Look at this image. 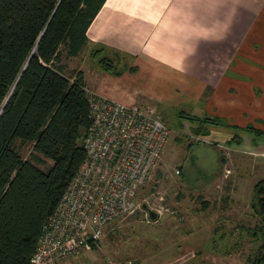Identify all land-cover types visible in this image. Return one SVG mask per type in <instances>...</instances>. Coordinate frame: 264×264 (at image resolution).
Masks as SVG:
<instances>
[{"label":"trees","instance_id":"1","mask_svg":"<svg viewBox=\"0 0 264 264\" xmlns=\"http://www.w3.org/2000/svg\"><path fill=\"white\" fill-rule=\"evenodd\" d=\"M104 2L0 0V264H28L44 224L85 160L83 140L91 123L86 87L81 72L66 75L61 50L68 58L80 54ZM102 51L91 54L99 67L121 75L119 62L100 56ZM178 117L195 125L190 131L196 137H209L214 127L232 130L227 144L241 143L240 133L253 143L264 139V130L251 124L182 112ZM16 142L31 145L29 160L21 157ZM44 159L52 163L46 170L39 167ZM252 191L251 210L258 221L245 232L258 246L247 262L264 264V178Z\"/></svg>","mask_w":264,"mask_h":264},{"label":"rangeland","instance_id":"2","mask_svg":"<svg viewBox=\"0 0 264 264\" xmlns=\"http://www.w3.org/2000/svg\"><path fill=\"white\" fill-rule=\"evenodd\" d=\"M92 51L87 48L71 59L62 49L61 63L65 69L96 67ZM118 62L116 70L121 72L131 65L121 54ZM65 73L70 75L69 70ZM207 98L208 91L196 107ZM175 103H140L158 112L170 134L138 188L136 210L107 225L90 252L64 264H248L258 246L245 231L258 221L251 210L252 187L264 178V139L253 143L240 133L241 143L227 144L232 130L214 127L209 128L211 136L196 137L190 131L195 125L178 117L181 112L193 115L194 107ZM262 107L259 102L255 111L264 113ZM249 121L264 130V119ZM15 145L29 160L31 145ZM51 164L44 159L39 167L46 170ZM148 210L157 214L154 221Z\"/></svg>","mask_w":264,"mask_h":264},{"label":"crops","instance_id":"3","mask_svg":"<svg viewBox=\"0 0 264 264\" xmlns=\"http://www.w3.org/2000/svg\"><path fill=\"white\" fill-rule=\"evenodd\" d=\"M86 36L80 53L100 48L136 69L66 68L82 73L87 92L127 106L183 103L241 127L264 119L255 111L264 109V0H105Z\"/></svg>","mask_w":264,"mask_h":264},{"label":"built area","instance_id":"4","mask_svg":"<svg viewBox=\"0 0 264 264\" xmlns=\"http://www.w3.org/2000/svg\"><path fill=\"white\" fill-rule=\"evenodd\" d=\"M87 101L85 160L44 224L28 264L66 263L90 252L107 225L136 210L138 188L169 138L151 106H127L91 92Z\"/></svg>","mask_w":264,"mask_h":264},{"label":"water","instance_id":"5","mask_svg":"<svg viewBox=\"0 0 264 264\" xmlns=\"http://www.w3.org/2000/svg\"><path fill=\"white\" fill-rule=\"evenodd\" d=\"M3 107V106H2ZM143 208H145V205H143ZM148 218L151 221H154L157 217V214L154 211L148 210Z\"/></svg>","mask_w":264,"mask_h":264}]
</instances>
